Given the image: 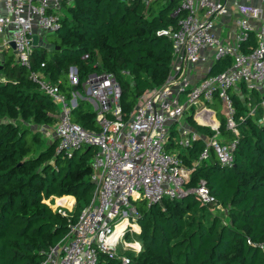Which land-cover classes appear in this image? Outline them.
<instances>
[{
    "label": "trees",
    "instance_id": "16d2710c",
    "mask_svg": "<svg viewBox=\"0 0 264 264\" xmlns=\"http://www.w3.org/2000/svg\"><path fill=\"white\" fill-rule=\"evenodd\" d=\"M165 1L62 0L67 13L60 15L59 28L45 35L49 44L33 47L30 67L17 63L13 49L0 50V264H40L42 251L60 241L68 217H78L94 189L91 164L97 148L85 145L67 153L58 151L56 137L47 139L44 130L55 127L60 107L30 78V71H41L68 102L81 94L88 74H113L126 121L138 98L162 85L171 67V41L156 31L177 24L179 0ZM246 44H255L254 34ZM227 64L228 58H220L209 73ZM71 67L77 70L76 84L69 80ZM231 98L236 135L225 127L217 95L210 105L220 120V135L237 139L232 165L220 164L213 150L195 164L205 146L203 137L213 132L191 116L189 125L200 137L186 148L166 144L178 148L183 164L191 168L185 187L203 180L216 203H203L194 194L151 204L138 201L140 232L135 237L142 246L124 253L127 264H264V123L256 120L261 110L251 115L248 105L262 97L251 92L243 98L231 93ZM85 107L86 100L77 98L71 118L97 132L96 112ZM65 195L75 199L67 216L47 202ZM215 204L226 209V220L213 211ZM98 264L123 263L101 253Z\"/></svg>",
    "mask_w": 264,
    "mask_h": 264
},
{
    "label": "built area",
    "instance_id": "2783aa9c",
    "mask_svg": "<svg viewBox=\"0 0 264 264\" xmlns=\"http://www.w3.org/2000/svg\"><path fill=\"white\" fill-rule=\"evenodd\" d=\"M0 1L5 11L0 15V50L10 48L13 41L15 60L30 67L32 35L39 37L59 28L62 0ZM152 1L144 0L146 5ZM178 13L176 25L156 31L171 41L168 76L162 85L138 98L126 121L122 120L121 90L113 74L93 72L81 84L95 107L99 130L93 132L71 118L77 96L81 97L78 92L68 102L41 71H30V78L60 107L53 128L58 151L70 153L85 145L101 149L92 159L90 203L76 219L68 217L66 233L42 251L40 264H98L101 253L117 256L127 264L129 258L124 253L138 252L142 246L138 240L125 242V237L133 238L140 232L138 201L151 204L163 197L194 194L203 203H216L203 180L195 187H185L191 168L183 164L178 148H166L170 141L186 148L200 137L187 118L182 121L186 112L191 111L188 117L213 132L203 137L205 146L195 164L207 159L210 150L220 164L233 163L237 139L219 138L220 120L210 105L215 95L222 101L225 127L234 135L238 130L231 93L243 98L258 92L261 115L256 120L264 123V0H179L174 11ZM251 34L255 44L247 45ZM224 57L229 64L210 74L213 63ZM82 58L87 59L88 54ZM199 65L205 74L193 80L192 71ZM69 80L77 83L75 67L69 70ZM250 110L255 114L256 108ZM172 131L176 133L173 140ZM58 211L67 216L65 210ZM121 244L125 250L119 254Z\"/></svg>",
    "mask_w": 264,
    "mask_h": 264
},
{
    "label": "rangeland",
    "instance_id": "374dc122",
    "mask_svg": "<svg viewBox=\"0 0 264 264\" xmlns=\"http://www.w3.org/2000/svg\"><path fill=\"white\" fill-rule=\"evenodd\" d=\"M160 2H161V4H164L166 1L165 0H160ZM67 13V10H66V7L65 6H63L62 7V10H61V15H64V14H66ZM45 33L44 34H41L39 37H40V42H42V43H44L45 45H48L49 43L47 42V38L45 37ZM48 47H51V46H48ZM81 95L85 98H87V101H86V107L85 108H87L88 110H91V111H95V107H94V105H93V103L92 102H90V96L89 95H85V88L83 87L82 88V90H81ZM77 98H79V96H77ZM182 99H183V95H182V97H181ZM248 105H249V107H250V109H253V108H257V109H259V103L258 104H252V102L251 101H248ZM59 111H60V109H59ZM191 112V111H190ZM190 112H186V117H184L183 119H182V121L185 119V118H187V120L189 119V117H188V115L190 114ZM252 115H254V114H252ZM260 115H261V113H260ZM260 115H258L257 116V118H259L260 117ZM192 119V118H191ZM42 128V127H41ZM237 134H238V131H237ZM44 135H46L47 136V139L49 140V139H52L51 137H53V127L52 128H49V129H45L44 130ZM46 138V137H45ZM219 138L220 139H223V140H230V139H228L229 137H226V136H224V135H219ZM64 196H62V197H54V198H52V199H48L47 200V202L49 203V204H51V206H52V208L53 209H58V208H60V209H63V210H65V211H68V212H70L71 210H72V208H73V205L75 204V199L72 197V196H66V197H64ZM68 197V198H67ZM63 199H66V200H64V202H63ZM71 200L73 201L74 200V202L71 204V206L69 207L68 205H66V204H68V203H70L71 202ZM213 208V207H212ZM213 211L214 212H217L218 214H220L222 217H223V219L224 220H226V209L225 208H223L220 204H215L214 205V208H213ZM137 239H136V237H133V238H129V237H125V242H132V241H136ZM123 250H125V246H124V244L122 245H120V248L118 249V253L119 254H121V252L123 251Z\"/></svg>",
    "mask_w": 264,
    "mask_h": 264
},
{
    "label": "crops",
    "instance_id": "0c3cea01",
    "mask_svg": "<svg viewBox=\"0 0 264 264\" xmlns=\"http://www.w3.org/2000/svg\"><path fill=\"white\" fill-rule=\"evenodd\" d=\"M70 1L71 0H69L67 3H70ZM62 7L63 6H61V9H60V14H61V10H62ZM3 14H5V11H4V9H3V5H2V2L0 1V15H3ZM203 74H205V68L203 67V66H201V65H199V68H197L196 70H194V71H192V77H191V79H193V80H197V79H199ZM81 95V94H80ZM86 95V94H85ZM81 99H84V100H86L87 101V98L85 97H83L82 95H81V97H80ZM91 102V101H90ZM184 121V120H183ZM66 196H69V195H65L64 197H66ZM71 196V195H70ZM63 197V198H64ZM73 197V196H72ZM68 198V197H67ZM74 198V197H73ZM64 200H66V199H63V202H64ZM74 202V200L72 201L71 200V202L70 203H68V204H66V205H68L69 207L71 206V204Z\"/></svg>",
    "mask_w": 264,
    "mask_h": 264
},
{
    "label": "water",
    "instance_id": "95a60500",
    "mask_svg": "<svg viewBox=\"0 0 264 264\" xmlns=\"http://www.w3.org/2000/svg\"><path fill=\"white\" fill-rule=\"evenodd\" d=\"M64 1H69V0H64ZM40 43V38L38 37V35L34 34L32 35V44L34 47L38 46ZM10 48L11 49H15V43L13 41H10ZM98 151H100V147L97 148Z\"/></svg>",
    "mask_w": 264,
    "mask_h": 264
},
{
    "label": "bare ground",
    "instance_id": "6f19581e",
    "mask_svg": "<svg viewBox=\"0 0 264 264\" xmlns=\"http://www.w3.org/2000/svg\"><path fill=\"white\" fill-rule=\"evenodd\" d=\"M118 228H119V226H118Z\"/></svg>",
    "mask_w": 264,
    "mask_h": 264
}]
</instances>
